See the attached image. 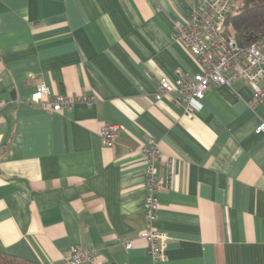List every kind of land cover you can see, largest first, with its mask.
Segmentation results:
<instances>
[{"label": "crops", "instance_id": "obj_1", "mask_svg": "<svg viewBox=\"0 0 264 264\" xmlns=\"http://www.w3.org/2000/svg\"><path fill=\"white\" fill-rule=\"evenodd\" d=\"M203 2L0 0L1 252L37 264H66L74 247L98 264H264V100L251 104L243 79L192 100V118L179 93L156 98L161 79L200 70L172 33ZM42 83L97 101L54 113L30 103ZM108 123L122 126L109 146ZM151 139L163 154L160 261L142 237Z\"/></svg>", "mask_w": 264, "mask_h": 264}, {"label": "built area", "instance_id": "obj_2", "mask_svg": "<svg viewBox=\"0 0 264 264\" xmlns=\"http://www.w3.org/2000/svg\"><path fill=\"white\" fill-rule=\"evenodd\" d=\"M235 5L234 0H204L194 7L187 22H174L172 39L190 51L196 58L200 70L194 75L177 70L175 80L161 79L156 98L164 94L179 93L175 102L180 106L184 104L187 117H194L195 112L191 107L192 100L202 99L213 86H231L234 81L243 79L253 89L251 104H258L264 100V40H253L242 46L233 35H225L227 18ZM95 96L88 95H61L55 94L46 85L40 84L30 98L32 105L50 108L52 111L71 110L76 104L83 103L92 106L96 103ZM122 126L118 124H105L100 126L99 135L106 145H112L118 137ZM256 133L264 135V123L256 128ZM160 142L151 139L142 148L146 160V195L143 207L148 221L147 230L142 237L147 242L149 255L154 260L167 258V235L161 232L156 223L161 203L157 193L163 187L158 175V161L163 154L160 151ZM170 164V158L167 160ZM126 249L132 248L131 241H124ZM66 264H98L93 248L74 247Z\"/></svg>", "mask_w": 264, "mask_h": 264}, {"label": "trees", "instance_id": "obj_3", "mask_svg": "<svg viewBox=\"0 0 264 264\" xmlns=\"http://www.w3.org/2000/svg\"><path fill=\"white\" fill-rule=\"evenodd\" d=\"M238 6L227 18L225 35H233L245 46L253 40H264V0H234ZM0 264H37L0 251Z\"/></svg>", "mask_w": 264, "mask_h": 264}, {"label": "rangeland", "instance_id": "obj_4", "mask_svg": "<svg viewBox=\"0 0 264 264\" xmlns=\"http://www.w3.org/2000/svg\"><path fill=\"white\" fill-rule=\"evenodd\" d=\"M237 6H238V3H235V5H234L233 9H235Z\"/></svg>", "mask_w": 264, "mask_h": 264}]
</instances>
